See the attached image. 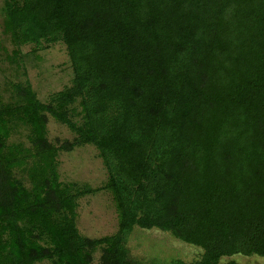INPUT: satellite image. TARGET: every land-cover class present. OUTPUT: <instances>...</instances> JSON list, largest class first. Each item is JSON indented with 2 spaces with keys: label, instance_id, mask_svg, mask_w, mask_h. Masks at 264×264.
Returning <instances> with one entry per match:
<instances>
[{
  "label": "trees",
  "instance_id": "16d2710c",
  "mask_svg": "<svg viewBox=\"0 0 264 264\" xmlns=\"http://www.w3.org/2000/svg\"><path fill=\"white\" fill-rule=\"evenodd\" d=\"M0 17L14 47L61 43L72 73L45 102L27 82L0 97V264H153L129 257L133 228L201 250L169 264L264 258V0H3ZM47 117L71 141L51 143ZM80 146L107 175L112 235L76 227L95 190L61 182L57 157Z\"/></svg>",
  "mask_w": 264,
  "mask_h": 264
},
{
  "label": "rangeland",
  "instance_id": "374dc122",
  "mask_svg": "<svg viewBox=\"0 0 264 264\" xmlns=\"http://www.w3.org/2000/svg\"><path fill=\"white\" fill-rule=\"evenodd\" d=\"M3 0H0V6ZM19 55H13L15 50ZM33 53H30L31 50ZM72 77L66 51L61 43H41L14 47L1 33L0 17V97L6 100L11 83L27 82L41 102L68 86ZM47 139L56 145L68 142L72 134L52 118L47 117ZM58 173L61 182L85 184L95 192L77 202L76 227L88 238L112 235L117 229V218L110 191L99 190L107 175L96 151L91 146L73 148L70 152H58ZM97 190V191H96ZM129 257L139 263L169 264L172 260L191 262L198 260L201 250L173 239L169 234L155 229L133 228L124 236ZM97 258V256H96ZM96 258L91 264H97ZM238 264H264V258L233 255L229 258ZM224 259L223 261H225ZM35 264H49L47 261Z\"/></svg>",
  "mask_w": 264,
  "mask_h": 264
}]
</instances>
